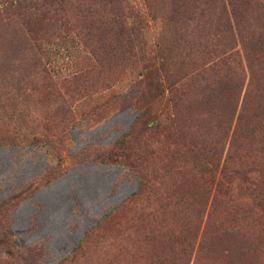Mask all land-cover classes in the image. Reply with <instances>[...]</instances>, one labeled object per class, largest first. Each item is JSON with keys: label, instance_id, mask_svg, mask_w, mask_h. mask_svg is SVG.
Returning a JSON list of instances; mask_svg holds the SVG:
<instances>
[{"label": "rangeland", "instance_id": "374dc122", "mask_svg": "<svg viewBox=\"0 0 264 264\" xmlns=\"http://www.w3.org/2000/svg\"><path fill=\"white\" fill-rule=\"evenodd\" d=\"M180 1L0 0V264H264V132L236 171L188 166L215 119L171 92ZM222 1L238 50L264 0Z\"/></svg>", "mask_w": 264, "mask_h": 264}, {"label": "trees", "instance_id": "16d2710c", "mask_svg": "<svg viewBox=\"0 0 264 264\" xmlns=\"http://www.w3.org/2000/svg\"><path fill=\"white\" fill-rule=\"evenodd\" d=\"M81 1L88 3L87 12L96 10L91 8L93 5L104 12L105 6L114 5L116 0ZM186 2L175 3L172 19L177 27L175 36L185 81L174 85L171 92L175 101L182 94L179 86L186 89L188 96L199 93L198 109L204 115L213 114L215 119L213 137L209 136V127L203 126L199 152L190 156L188 166L200 176L236 171L246 156L243 151L247 144L259 141L257 136L264 132V19L253 23L239 19L244 33L240 49L235 50L227 47L233 35H227L231 21L222 0H196L191 5ZM120 20L114 18L111 26L103 29L122 33L123 28L114 25ZM256 25L261 26L255 29ZM193 139L191 135L189 141ZM147 187V178L139 174L135 194ZM208 190L203 188V197ZM181 263L196 264L189 258Z\"/></svg>", "mask_w": 264, "mask_h": 264}]
</instances>
